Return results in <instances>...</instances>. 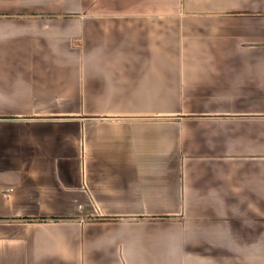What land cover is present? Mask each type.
I'll return each instance as SVG.
<instances>
[{
  "label": "crops",
  "instance_id": "0c3cea01",
  "mask_svg": "<svg viewBox=\"0 0 264 264\" xmlns=\"http://www.w3.org/2000/svg\"><path fill=\"white\" fill-rule=\"evenodd\" d=\"M0 264H264V0H0Z\"/></svg>",
  "mask_w": 264,
  "mask_h": 264
}]
</instances>
